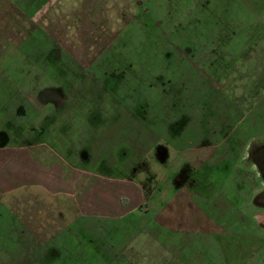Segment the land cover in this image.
I'll return each instance as SVG.
<instances>
[{
    "label": "rangeland",
    "instance_id": "374dc122",
    "mask_svg": "<svg viewBox=\"0 0 264 264\" xmlns=\"http://www.w3.org/2000/svg\"><path fill=\"white\" fill-rule=\"evenodd\" d=\"M199 1L0 0V146L145 196L110 218L44 188L0 192V264H264V229L236 223L264 214L233 211L257 186L238 161L264 137V25L232 0L226 39V2ZM225 50L244 72L213 71ZM236 73L246 88L227 87ZM196 203L214 238L166 230Z\"/></svg>",
    "mask_w": 264,
    "mask_h": 264
},
{
    "label": "crops",
    "instance_id": "0c3cea01",
    "mask_svg": "<svg viewBox=\"0 0 264 264\" xmlns=\"http://www.w3.org/2000/svg\"><path fill=\"white\" fill-rule=\"evenodd\" d=\"M137 1V0H136ZM156 1V0H148ZM198 1V0H197ZM208 1V0H206ZM226 2V39H230L233 36H228L230 34V27L234 19H230V13L232 11L231 5L232 0H216ZM237 1L238 5H247L249 9L257 13L260 18L261 23L264 25V0H234ZM202 0L199 1V5ZM151 6V4H150ZM225 6V5H224ZM154 7V5H153ZM223 35V34H222ZM221 35L217 36V38ZM215 37L209 36L208 39H213ZM261 39V38H260ZM258 51L264 54V49L258 42ZM228 53V52H227ZM226 50L223 53V59H220V64L216 66L215 60H211L213 65V71H226L233 72H244L240 67L235 68V64L232 61L225 62V58L228 57ZM240 57L243 55L238 53ZM262 67L256 68V72L260 73L256 78V82L259 86H263L264 82V59L261 61ZM234 80L227 87L234 88H246V81L242 79V76H237V73L233 75ZM82 177L73 178L72 175H67L65 170L58 163H52L50 165L44 163L42 159L37 155V153L30 146H0V192L7 193L14 191L20 187H38L44 188L47 191L54 194H68L73 195L78 205L80 206L84 215L88 216H98V217H110V218H122L131 213L139 210L144 202V191L140 189L139 186L134 184H129L126 188L116 189V191L109 190L103 182H94L91 176H83L84 183L78 186V182ZM97 181V180H95ZM124 185V184H123ZM208 196V195H207ZM213 196V195H212ZM107 197L108 199H106ZM209 197V196H208ZM203 198L201 201L204 205H209V203ZM196 207H187L186 213L180 215V222L177 227L169 228L170 226L165 225L166 230L185 231L192 236V232H197L200 235H205L206 237L214 238L215 226L214 220L211 222L209 219L205 223L204 217L200 214H196L197 210L202 211L207 208H202V205L198 203L194 204ZM203 205V206H204ZM100 209V210H99ZM195 211V212H194ZM264 214V213H260ZM167 217H164L166 220ZM192 219L191 223L189 222ZM171 220V219H170ZM184 221V223H183ZM190 223V224H189ZM237 224L248 225L251 228V233L260 237L262 234L261 230L264 229V215L261 216L259 221L256 219L248 218L245 221H237ZM177 264H186L177 262ZM189 264V263H188Z\"/></svg>",
    "mask_w": 264,
    "mask_h": 264
},
{
    "label": "water",
    "instance_id": "95a60500",
    "mask_svg": "<svg viewBox=\"0 0 264 264\" xmlns=\"http://www.w3.org/2000/svg\"><path fill=\"white\" fill-rule=\"evenodd\" d=\"M238 164L255 172L257 186L248 201L234 212L242 211L247 216L264 213V137H254L248 142Z\"/></svg>",
    "mask_w": 264,
    "mask_h": 264
},
{
    "label": "flooded vegetation",
    "instance_id": "af4514ba",
    "mask_svg": "<svg viewBox=\"0 0 264 264\" xmlns=\"http://www.w3.org/2000/svg\"><path fill=\"white\" fill-rule=\"evenodd\" d=\"M180 71V70H179ZM226 163H224L223 165H221V167H218L217 169L215 168V174L217 175V177L219 179H221L224 176V171L226 170ZM225 169V170H224ZM202 178L201 182H197V183H192L193 187L198 188V187H204L207 186L206 192L212 193L211 195L214 194V192H212L213 186H214V182L209 181L206 177H204L203 175H200ZM234 211V210H233Z\"/></svg>",
    "mask_w": 264,
    "mask_h": 264
}]
</instances>
